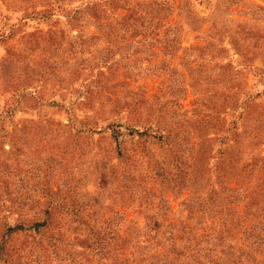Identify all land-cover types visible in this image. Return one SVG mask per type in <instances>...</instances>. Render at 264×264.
Listing matches in <instances>:
<instances>
[{
  "label": "rangeland",
  "instance_id": "obj_1",
  "mask_svg": "<svg viewBox=\"0 0 264 264\" xmlns=\"http://www.w3.org/2000/svg\"><path fill=\"white\" fill-rule=\"evenodd\" d=\"M100 3L71 19L0 0V264H146L125 240L144 205L223 198L248 172L232 158L264 179V0ZM48 200L40 231L6 229Z\"/></svg>",
  "mask_w": 264,
  "mask_h": 264
},
{
  "label": "trees",
  "instance_id": "obj_2",
  "mask_svg": "<svg viewBox=\"0 0 264 264\" xmlns=\"http://www.w3.org/2000/svg\"><path fill=\"white\" fill-rule=\"evenodd\" d=\"M72 1L42 0L40 4L42 6L38 8L35 0H25V14L50 18L55 11H61L71 19H75L80 11L102 2V0H92L89 4L90 0H81L78 5L71 6L69 3ZM82 4L85 6L80 8ZM111 7L114 8V5ZM155 11V16L152 18H157L155 24H159L161 16L157 14L158 9ZM101 12L106 14L103 10L96 12L93 9L92 11L93 22L97 24L98 30L101 29L100 26H104V23L100 22ZM138 17L145 19L140 15ZM149 126L142 130L137 128L134 130L137 135L142 136L150 133L147 129ZM118 133L113 129L112 136L117 137ZM234 133L237 135L238 132L235 130ZM233 140L235 146L240 148L241 145L252 148L260 142V139L252 138L248 144L241 143L236 136ZM232 160L234 174L240 175L246 169L248 172L240 175L241 177H235V184L232 186L226 187L221 184L220 190H230L223 198H185L181 202L184 204L181 206V211L185 212L179 215L171 210L168 198H158L160 202L158 201V208L155 210L144 205L146 217L143 225L134 232L128 231L125 238L129 240L134 233L136 239L132 245L136 248L138 246L136 251L143 246L154 248L150 253H143L140 260H144L146 264H176V262L179 264H264V179L258 177L257 180H251V172L256 163L252 162L249 167L246 163L239 167V171H236L237 159L232 158ZM243 182L247 183L245 188L247 191L244 194L239 189V184ZM209 190L214 193L216 188L211 186ZM146 199L152 200V198ZM53 205V201L46 202L43 209L44 218L36 219L27 225L17 222L14 225H8L6 229L10 231L32 228L37 232L40 231V227L45 226L50 219ZM161 207L164 209L161 210ZM65 210L71 212L72 218L80 220L81 223L84 222L81 220L80 213L76 215V212H80L82 208L71 207ZM108 221L110 222L111 219L108 218ZM110 225L111 228H115L113 224ZM89 227L93 229L94 225ZM141 237L146 239L144 243H139L142 241Z\"/></svg>",
  "mask_w": 264,
  "mask_h": 264
}]
</instances>
